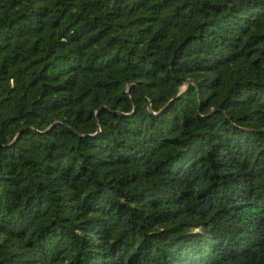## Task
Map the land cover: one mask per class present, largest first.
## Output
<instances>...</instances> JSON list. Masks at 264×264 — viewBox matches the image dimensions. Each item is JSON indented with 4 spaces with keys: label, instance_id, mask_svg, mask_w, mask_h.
Masks as SVG:
<instances>
[{
    "label": "trees",
    "instance_id": "16d2710c",
    "mask_svg": "<svg viewBox=\"0 0 264 264\" xmlns=\"http://www.w3.org/2000/svg\"><path fill=\"white\" fill-rule=\"evenodd\" d=\"M0 264H264V0H0Z\"/></svg>",
    "mask_w": 264,
    "mask_h": 264
},
{
    "label": "water",
    "instance_id": "95a60500",
    "mask_svg": "<svg viewBox=\"0 0 264 264\" xmlns=\"http://www.w3.org/2000/svg\"><path fill=\"white\" fill-rule=\"evenodd\" d=\"M188 82H186V84H187Z\"/></svg>",
    "mask_w": 264,
    "mask_h": 264
}]
</instances>
